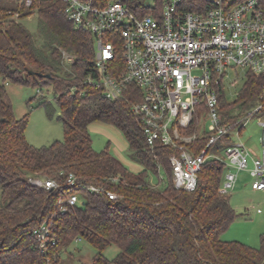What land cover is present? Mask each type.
<instances>
[{"label": "trees", "instance_id": "trees-1", "mask_svg": "<svg viewBox=\"0 0 264 264\" xmlns=\"http://www.w3.org/2000/svg\"><path fill=\"white\" fill-rule=\"evenodd\" d=\"M258 1L264 7V0ZM188 2L191 8L193 0ZM33 7L25 11L0 0V264H57L61 252L79 239L95 249L88 264H109L103 251L111 245L119 249L111 260L114 264H264V232L258 247L222 238L239 216L229 194L219 192L225 167L210 160L194 190L175 188L169 162L173 152L160 145L146 146L141 120L131 109L140 99L138 90L109 100L101 88L88 85L86 78L96 71L93 35L73 27L61 0L36 1ZM13 11L18 16L13 17ZM32 14L41 45L23 22ZM119 65L122 69L121 59ZM8 82L37 87L39 92L43 86L51 87L62 139L40 146L28 142V114L15 117ZM261 82L262 77L246 72L231 102L220 84L225 121L236 122L255 107ZM38 105L48 118L53 116L50 100L42 96ZM95 121L111 124L123 134L130 157L142 170L128 169L109 153L108 143L104 150L93 148L88 126ZM149 172L157 176L156 184L150 182ZM70 174L74 186L66 183ZM35 179H54L60 188L45 189L35 185ZM86 185L115 192L117 198L90 192ZM77 186H83L80 202L60 212L58 198ZM44 220L51 222L57 240L45 253L32 233Z\"/></svg>", "mask_w": 264, "mask_h": 264}, {"label": "built area", "instance_id": "built-area-1", "mask_svg": "<svg viewBox=\"0 0 264 264\" xmlns=\"http://www.w3.org/2000/svg\"><path fill=\"white\" fill-rule=\"evenodd\" d=\"M6 1L28 11L41 0ZM61 1L73 27L94 38L96 71L86 83L101 88L109 100L138 90L140 99L131 109L141 120L146 146L173 152L169 162L175 188L194 190L203 166L216 160L225 167L220 193L235 188L241 170L249 171L252 190H264V7L258 0H193L191 8L188 0ZM236 68L262 82L255 107L231 122L220 112L218 87ZM254 114L263 128L262 150L256 155L240 140ZM32 182L60 188L54 179ZM75 182L72 174L66 179L67 185ZM84 188L117 198L100 186ZM79 189L83 186L63 191L57 200L60 212L80 202ZM32 233L41 252L57 242L48 220Z\"/></svg>", "mask_w": 264, "mask_h": 264}, {"label": "rangeland", "instance_id": "rangeland-1", "mask_svg": "<svg viewBox=\"0 0 264 264\" xmlns=\"http://www.w3.org/2000/svg\"><path fill=\"white\" fill-rule=\"evenodd\" d=\"M23 22L33 32L37 45H41L43 38L37 29L36 15H29ZM245 75L246 71L240 68L228 72V76L223 80L227 101L231 102L236 99L237 93L244 83ZM6 89L15 117L20 118L28 114V123L25 129L28 142L40 146L49 144L56 139H62L63 128L57 119L59 110L53 102L51 87L43 86L39 92L37 87L8 82ZM36 93L37 97L30 99ZM42 96L53 104L54 114L51 118L47 117L44 107L38 105V99ZM88 130L95 150H104L108 143L109 153L116 156L128 169L134 172L143 169L130 157L127 142L115 126L95 121L88 126ZM262 134L263 128L258 124L257 114H254L242 130L240 140L256 155L262 150ZM250 167L251 164L248 168L250 169ZM160 176L165 179L163 170L160 171ZM149 179L151 183H157V176L150 172ZM250 180L251 176L248 170L238 172L236 186L228 194L229 202L239 216L223 232L222 238L258 247L260 234L264 232V190H252ZM118 251L119 249L115 245H111L103 251V255L110 261L109 264H114L111 260ZM94 254L95 249L85 240L79 239L73 242L67 250L61 252L57 264H88Z\"/></svg>", "mask_w": 264, "mask_h": 264}, {"label": "water", "instance_id": "water-1", "mask_svg": "<svg viewBox=\"0 0 264 264\" xmlns=\"http://www.w3.org/2000/svg\"><path fill=\"white\" fill-rule=\"evenodd\" d=\"M29 73H30V74H34V72L31 71V70L29 71ZM37 75H38V76H44V77H49V76H50L49 74H42V73H39V72L37 73Z\"/></svg>", "mask_w": 264, "mask_h": 264}, {"label": "crops", "instance_id": "crops-1", "mask_svg": "<svg viewBox=\"0 0 264 264\" xmlns=\"http://www.w3.org/2000/svg\"><path fill=\"white\" fill-rule=\"evenodd\" d=\"M254 191H256V190H254Z\"/></svg>", "mask_w": 264, "mask_h": 264}]
</instances>
